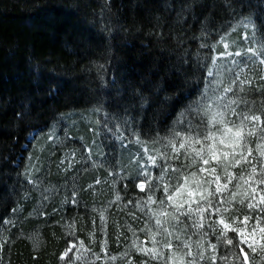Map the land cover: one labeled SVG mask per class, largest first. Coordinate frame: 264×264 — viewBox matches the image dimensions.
<instances>
[{"label":"trees","instance_id":"16d2710c","mask_svg":"<svg viewBox=\"0 0 264 264\" xmlns=\"http://www.w3.org/2000/svg\"><path fill=\"white\" fill-rule=\"evenodd\" d=\"M244 14L264 22V0H0V233L10 240L0 264H58L67 217L84 237L98 220L70 208L59 212L62 223L16 211L43 199L25 198L33 132L59 114L95 109L119 130L164 134L190 116L204 85V42ZM60 180L43 185L48 196ZM13 217L21 221L8 233Z\"/></svg>","mask_w":264,"mask_h":264},{"label":"rangeland","instance_id":"374dc122","mask_svg":"<svg viewBox=\"0 0 264 264\" xmlns=\"http://www.w3.org/2000/svg\"><path fill=\"white\" fill-rule=\"evenodd\" d=\"M203 47L208 52L204 85L188 109L190 116L182 117L180 114L175 124L167 128L164 134L143 136L133 127L119 130L107 113L102 115L90 109L59 114L48 126L35 130L30 136L31 144L23 167L30 192L25 194V198L27 200L34 195L43 199L34 206L32 203L29 209L20 206L16 211L25 217H29V214L37 219L41 215L59 223H62L58 218L63 208H70L68 212H72L73 216L90 211L98 216L87 233L88 237H84L82 231L74 227L69 228L74 223L72 216L67 217L63 230L69 239L58 264H162L137 249L155 247L162 250L167 259L170 253L163 248V244L168 239L172 240L179 255L189 250L183 244L190 245L197 258L203 251L204 259H198V264H213V256L216 257L215 264H243L242 260L232 258L233 253L237 256L242 254L236 248L237 233L230 229L243 228L247 237L257 219L260 226L264 227V203L257 197L253 201L255 207H247L252 193L244 180L249 179L251 164L242 161L236 167H228L236 179L228 184L227 191L223 190L227 182L223 168L217 166L215 161L204 166L216 167L221 177L219 183L222 191L210 197L213 208L218 206L220 211H205L203 227L199 229L193 227L199 219L195 215L198 207L196 203L191 205L192 214L185 216L183 213L187 211L188 205L185 204L177 212L166 197L172 194L178 177L190 175L201 167L199 160L195 165L191 163L193 157L189 156L191 148L187 143L185 148H180V144L185 142L183 138L195 136L192 126H199L197 131L201 133L206 127H211L207 122L218 112H224L229 121L237 124L244 115L260 117L259 122H246L249 129L255 127V135L246 137V140L252 148L249 160L257 167L255 179L264 178V174L260 173L264 157L259 155L260 151H264V132L261 131L264 129V22H258L246 14L233 17L204 42ZM228 88L231 91H225ZM231 109H235L237 115H232ZM192 147L199 149L201 145L193 142ZM46 165L48 169L52 168L54 175L47 174ZM54 176L63 179L60 180L62 184L48 196L51 191L45 192L43 185ZM207 179H210L207 173L197 172L196 177H190L189 185L194 180ZM140 184L144 185L143 189ZM164 185L169 186L167 193L163 189ZM253 186L256 185L253 183ZM215 187L216 184H212L210 190ZM262 190L264 184L257 187L258 193ZM232 192H237L235 199H232ZM245 192L249 194L247 198ZM150 196L155 203L149 201ZM221 198L223 204L218 203ZM184 199H187L186 195L175 197L177 202ZM241 200H244L243 204ZM31 202L30 199L27 201ZM201 204L205 202L201 201ZM39 206L45 207L40 209ZM165 211L171 215L162 216L161 213ZM173 216L179 217V220L173 219ZM245 216L250 217L247 227L241 223ZM221 217L230 225L229 230L219 223ZM157 218L161 219L163 227H157ZM19 221L15 217L6 220V232L16 229ZM38 223V220L34 221L35 225ZM165 228L172 233L171 237H166ZM221 232H225V237L218 239ZM261 235L257 230L255 254L246 245L243 246L244 252L248 253L249 264H264V241L260 240ZM176 236L180 239L176 240ZM226 239H232L233 244L227 245ZM8 241V237L0 233V244ZM212 244L216 245L215 252L211 248ZM69 249L71 251L65 257ZM226 254L230 259L222 260L221 257Z\"/></svg>","mask_w":264,"mask_h":264},{"label":"snow or ice","instance_id":"6c2138e0","mask_svg":"<svg viewBox=\"0 0 264 264\" xmlns=\"http://www.w3.org/2000/svg\"><path fill=\"white\" fill-rule=\"evenodd\" d=\"M250 51H255L253 49H250ZM211 74V73H210ZM225 91H231V88L225 89ZM231 103H236V101H232ZM226 107H230V105H226ZM232 115H237L235 112V109H231ZM259 122L260 117L253 115V116H247L244 115L241 119L239 124L229 121L225 115L224 112H218L216 113L210 121L207 123L211 124V127H206L204 131L201 133L200 131H197L199 126H192L193 132H195V136H188L184 137L183 140L185 142H182L180 144V148H185L186 143L189 148H191V151L189 152V156H192L191 163L195 165L197 163V160L201 162V167L197 169L195 172H191L190 175H181L178 177V183L174 186V190L172 194L167 195L166 199L168 201H171L173 206L175 207L176 211L179 212L180 209L184 207L185 204L188 205L187 211L183 213V215L188 216L192 214V203H196L198 205L195 215L199 218L197 222L193 225V227L201 228L203 227L202 219H203V213L205 211L212 210L214 212H219L220 208L217 206L216 208H213V201L210 199V197H214L216 194L221 193L222 189L220 186V175L217 174L216 167H204L206 165L210 164V161H215L217 166H220L223 168V173L226 176V183L223 185V190H228V184L232 182V180L236 179V177L228 171V167H236L238 166L242 161L248 164H251V172L249 174V179L244 180L245 184L249 185V188L251 190L252 196L251 200L247 204V207L249 209L255 207L253 201L257 200V197L259 198V201L261 203H264V190H262L260 193L257 192V187L261 184H264V178H261L259 180H256L255 177L258 174L257 173V167L255 164H252V161L249 160V157L252 156V148L248 146L246 137L255 135V127L252 129H249L247 127L246 122ZM231 125V126H229ZM262 132H264V129H261ZM197 143L200 144L201 147L199 149H196L192 147V144ZM219 145V147H217ZM175 147V145H173ZM259 147V145L257 146ZM194 153V156H193ZM260 157H264V151L259 152ZM239 157V158H237ZM231 158V159H229ZM173 171H179L178 169H173ZM197 172L199 173H207L210 179H207L206 181H193L192 185H189V179L190 177L194 178L197 175ZM260 173L264 174V160H261V167H260ZM243 179V177H241ZM182 181V182H179ZM205 183L207 184V187H205ZM253 183L256 186H253ZM216 184V187L214 190L211 189V185ZM141 189L144 188L143 184L139 185ZM237 188H239V185H236ZM163 189L165 193L169 191V186L164 185ZM187 196V199H184L180 202H177L175 200L176 196ZM232 199H235L237 192H232ZM248 192L244 193V196L248 197ZM196 197H199V199H196ZM149 201L152 203H155L154 200H152V197H149ZM201 201H204L205 204H201ZM161 204L164 203L163 200L160 201ZM219 204H223L224 200L221 198L218 202ZM241 204L244 203V200L240 201ZM225 211L227 209H224ZM162 216H169L170 213L162 212ZM175 220H179V217L173 216L172 217ZM250 220L249 216H245L241 223L247 227L248 221ZM220 224L223 225V228L225 230L230 229V225L225 223L223 217H221ZM157 227H163L161 219L157 218L156 220ZM233 232L237 233L238 239L236 243V248L239 249V252L242 254L240 256H237L235 253L232 254V258L236 260H242L243 264H249V256L248 253L244 252V245H246L253 254L257 252V246L255 244V235L257 233V230H259V233L262 235L260 236V240L264 241V227H261L259 224V219L255 222V224L251 228V232L248 233V236L246 237L245 231L243 228H231L230 229ZM164 234L166 237H171L172 233L169 232L166 228L164 229ZM225 237V232L220 233V237L218 239H222ZM249 237H252V239H249ZM176 240H179L180 237L176 236ZM183 243V242H182ZM153 244H156L155 235L153 236ZM227 245H232L233 240L232 239H226ZM185 248H188L189 250L183 255H179L177 253L176 247L173 245L172 240L168 239L166 243L163 244V248L167 249L170 253V255L167 257V259L164 256V252L160 249H157L153 247L152 249H145V248H138V251H141L144 255L148 256L151 260H158L161 261L162 264H198V259L203 260L204 259V253L203 251L198 254L197 256L193 255V252L191 251V247L188 244H183ZM211 248L213 249V252L216 251V245L212 244ZM71 251L70 249L65 252L64 256H68V252ZM186 257H191V259L186 260ZM213 264H215L216 257L213 256L212 258ZM222 260H229L230 257L226 254L221 257ZM264 259V257H262ZM130 264V262H129ZM147 264V262H145Z\"/></svg>","mask_w":264,"mask_h":264}]
</instances>
